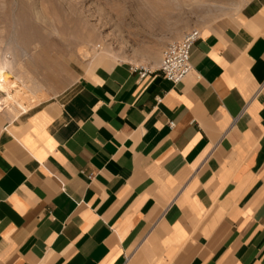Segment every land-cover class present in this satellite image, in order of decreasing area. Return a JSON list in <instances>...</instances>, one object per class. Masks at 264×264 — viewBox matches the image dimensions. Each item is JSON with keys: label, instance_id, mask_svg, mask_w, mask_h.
<instances>
[{"label": "crops", "instance_id": "obj_1", "mask_svg": "<svg viewBox=\"0 0 264 264\" xmlns=\"http://www.w3.org/2000/svg\"><path fill=\"white\" fill-rule=\"evenodd\" d=\"M198 31L3 125L0 264H264V0Z\"/></svg>", "mask_w": 264, "mask_h": 264}, {"label": "rangeland", "instance_id": "obj_2", "mask_svg": "<svg viewBox=\"0 0 264 264\" xmlns=\"http://www.w3.org/2000/svg\"><path fill=\"white\" fill-rule=\"evenodd\" d=\"M248 1L0 0V73L9 83L0 91V130L86 73L159 62L183 34L235 18Z\"/></svg>", "mask_w": 264, "mask_h": 264}, {"label": "built area", "instance_id": "obj_3", "mask_svg": "<svg viewBox=\"0 0 264 264\" xmlns=\"http://www.w3.org/2000/svg\"><path fill=\"white\" fill-rule=\"evenodd\" d=\"M198 30L186 34L180 41L168 45L162 52L158 69H140L139 78L144 79L155 72L161 74L164 80L177 85L183 82L192 73L190 52L194 43L199 39Z\"/></svg>", "mask_w": 264, "mask_h": 264}, {"label": "bare ground", "instance_id": "obj_4", "mask_svg": "<svg viewBox=\"0 0 264 264\" xmlns=\"http://www.w3.org/2000/svg\"><path fill=\"white\" fill-rule=\"evenodd\" d=\"M4 72V71H3ZM8 78V77H7ZM7 78H6V76L4 75V73H0V91H3V90H5L4 88H5V86H6V84H9V83H7ZM12 84V83H11ZM7 95V94H6ZM8 96H9V93H8ZM8 100V99H7ZM10 100H12L13 101V98H11L10 97ZM10 103V102H9ZM11 104V103H10ZM26 107V106H25ZM22 108H24V106L22 107ZM21 108V109H22ZM23 111V110H22ZM28 111V109H25V111H23V113H25V112H27Z\"/></svg>", "mask_w": 264, "mask_h": 264}]
</instances>
